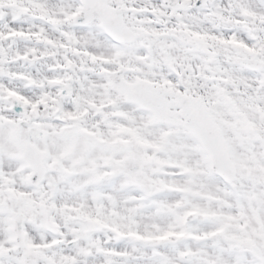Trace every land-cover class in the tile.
Returning a JSON list of instances; mask_svg holds the SVG:
<instances>
[{"label":"snow or ice","instance_id":"snow-or-ice-1","mask_svg":"<svg viewBox=\"0 0 264 264\" xmlns=\"http://www.w3.org/2000/svg\"><path fill=\"white\" fill-rule=\"evenodd\" d=\"M0 264H264V0H0Z\"/></svg>","mask_w":264,"mask_h":264}]
</instances>
